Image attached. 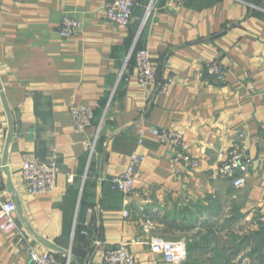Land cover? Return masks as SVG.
<instances>
[{
	"label": "crops",
	"instance_id": "0c3cea01",
	"mask_svg": "<svg viewBox=\"0 0 264 264\" xmlns=\"http://www.w3.org/2000/svg\"><path fill=\"white\" fill-rule=\"evenodd\" d=\"M111 1L0 0V211L15 201L18 224L16 233L0 230V264H29L30 250L103 264L119 245L138 264H184L188 257L154 253L150 243L170 215L180 224L187 213L197 225L247 224L263 234L264 0H157L145 23L140 6L126 27L107 20ZM65 16L80 25L72 39L59 34ZM136 49L158 66L152 88L137 82ZM214 62L222 83L207 72ZM79 106L95 116L85 132L71 119ZM154 129L180 133L198 166L176 162ZM240 133L250 161L244 188L217 172ZM97 136L92 151L84 142ZM135 153L145 161L126 206L107 179ZM33 158L56 160L53 194L28 192L22 163ZM245 252L234 263L248 264Z\"/></svg>",
	"mask_w": 264,
	"mask_h": 264
},
{
	"label": "built area",
	"instance_id": "2783aa9c",
	"mask_svg": "<svg viewBox=\"0 0 264 264\" xmlns=\"http://www.w3.org/2000/svg\"><path fill=\"white\" fill-rule=\"evenodd\" d=\"M157 0H112L106 6V18L109 22L126 27L134 17L136 9L144 7V23L153 13ZM185 0H171L177 7H181ZM236 3L252 6L246 0H233ZM253 7V6H252ZM80 25L75 19L65 16L60 26V37L72 39L79 33ZM208 74L217 83L226 79V72L220 63L214 62L208 66ZM136 79L140 86L152 88L158 84V66L153 61L147 50H141L136 57ZM163 92H167L169 85H160ZM73 127L80 132L88 130L95 119L94 112L87 107H73L71 109ZM151 134L163 144L174 149V160L178 163H185L191 169L198 166V161L188 153L183 136L172 130L158 129L151 130ZM142 136H144L142 134ZM98 136L94 142L85 141L84 144L92 151L95 148ZM245 134L240 133L234 142L228 159L218 168V175L233 182L236 188H244L247 184V172L250 161L244 151ZM141 143V142H140ZM145 157L140 154H133L127 168L120 174L107 179L110 189L121 193L126 206L130 204L129 198L136 188V177L139 173ZM22 172L28 192L32 195L53 194L56 190V179L58 175L57 163L54 158L49 161H42L39 158L25 159L22 163ZM17 205L15 201L9 200L2 204L0 211V230L5 234H12L18 231V224L15 218ZM129 217L128 211L124 213ZM154 253L162 254L166 251L176 253L178 259H186L188 256L187 245L184 242L172 243L164 240H155L150 243ZM172 257V256H170ZM66 263L71 264V252L66 256ZM29 264H62L58 255L54 252L29 251ZM103 264H138L136 256L126 245H119L108 248L105 251Z\"/></svg>",
	"mask_w": 264,
	"mask_h": 264
},
{
	"label": "trees",
	"instance_id": "16d2710c",
	"mask_svg": "<svg viewBox=\"0 0 264 264\" xmlns=\"http://www.w3.org/2000/svg\"><path fill=\"white\" fill-rule=\"evenodd\" d=\"M139 51L136 49L131 57L130 64L136 66V57L137 53ZM158 80H159V71H158ZM108 189H110V185L108 184ZM172 218H169V217ZM167 220H170L166 223L168 227L171 226H177L178 228H182L183 230H192L195 229L197 226L196 224L192 223L193 220L189 219V223L187 224L184 223V221H187L188 217L186 216L184 219L181 220V223L179 224L177 221V217H174L170 215ZM191 217H193L191 215ZM190 217V218H191ZM195 221V218H193ZM192 220V222H191ZM201 227L205 228H212V231L210 235L203 239V235L201 234H195L193 236L194 241H196L194 244H188V251L190 255L188 256L187 262L184 264H235V258L239 255V253L242 251H245L248 246H250L252 243L256 244V247L247 254L248 257L252 260H258L260 264H262V247H264V231L263 234L262 232H257V233H252L250 236L243 237L242 240H238L239 238L236 237L235 235H231L230 238V246H226L223 248L219 247V237L216 236L214 228L217 227V229L221 228L218 227L215 224H210L209 222H203L200 225ZM227 226V225H226ZM79 233L78 227H76L75 231V239H77V234ZM200 241H198V240ZM213 242L215 245H212ZM210 253H212L211 256L207 257ZM201 256H206L207 258L205 260H201ZM61 263H66L67 259L66 258H61L58 257ZM242 262H240L241 264Z\"/></svg>",
	"mask_w": 264,
	"mask_h": 264
},
{
	"label": "rangeland",
	"instance_id": "374dc122",
	"mask_svg": "<svg viewBox=\"0 0 264 264\" xmlns=\"http://www.w3.org/2000/svg\"><path fill=\"white\" fill-rule=\"evenodd\" d=\"M186 216L188 217L187 218L188 220L186 221L187 224L190 222L189 219H192L193 222H192V220H191V222L196 224V226H197L195 229H192V230L188 231V230H183L182 228H178L177 226L168 227L166 225V223L168 221H170V220L166 219L165 220L166 223L163 224L164 227L159 228L158 234H159L160 237H158L157 240H164L166 242H172V243L184 242V243H186L187 250H188V244H192V243L194 244L196 242L193 239V236L195 234L203 235V239L207 238L210 235V233L212 231V228H210V227H208V228L201 227L200 225H197V223L199 221H197V220L194 221V219H193L194 217H191L188 213L186 214ZM169 218H172V217L170 216ZM217 226L221 227V228L220 229L219 228L217 229V227H213V228H214L216 236L219 237L218 240H219V247L220 248H223V247L231 245V243H230L231 235H235L236 237L239 238L238 240H242L243 237H246V236L248 237V236H250L252 234V230H251L250 226L247 225V224H240V225H237V226H233V229H232L231 225H227L226 226V224H218ZM212 245H215V243L213 242ZM255 247H256V244L252 243L250 246H248L246 248V250H249L248 253H250ZM242 252L244 253V251L241 250L239 255L235 258V261L239 260L238 257L241 254H243ZM246 253L247 252H245V256H242L243 258H247V259H245L246 260L245 263H248V264H251V263L260 264L258 260H252V259H250V257H247ZM206 258H207L206 256H201L200 261L201 260L203 261ZM240 262H241V260H240ZM235 264H237V263H235Z\"/></svg>",
	"mask_w": 264,
	"mask_h": 264
}]
</instances>
